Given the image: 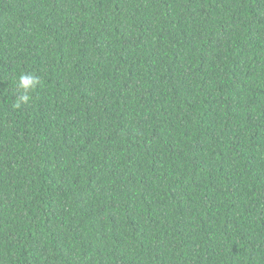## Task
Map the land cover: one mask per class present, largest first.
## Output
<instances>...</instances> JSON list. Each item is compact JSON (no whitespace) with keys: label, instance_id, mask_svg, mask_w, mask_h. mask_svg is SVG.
Returning <instances> with one entry per match:
<instances>
[{"label":"trees","instance_id":"16d2710c","mask_svg":"<svg viewBox=\"0 0 264 264\" xmlns=\"http://www.w3.org/2000/svg\"><path fill=\"white\" fill-rule=\"evenodd\" d=\"M0 264H264V0H0Z\"/></svg>","mask_w":264,"mask_h":264},{"label":"clouds","instance_id":"9594fccd","mask_svg":"<svg viewBox=\"0 0 264 264\" xmlns=\"http://www.w3.org/2000/svg\"><path fill=\"white\" fill-rule=\"evenodd\" d=\"M38 83V80L29 75H22L19 80L20 86L25 90V92L30 91L35 88ZM24 102H27L29 97L27 95L21 98Z\"/></svg>","mask_w":264,"mask_h":264}]
</instances>
